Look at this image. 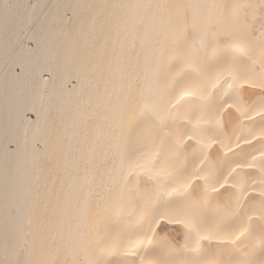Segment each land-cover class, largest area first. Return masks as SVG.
<instances>
[{
    "label": "bare ground",
    "instance_id": "bare-ground-1",
    "mask_svg": "<svg viewBox=\"0 0 264 264\" xmlns=\"http://www.w3.org/2000/svg\"><path fill=\"white\" fill-rule=\"evenodd\" d=\"M262 4L0 0V262L264 264Z\"/></svg>",
    "mask_w": 264,
    "mask_h": 264
},
{
    "label": "snow or ice",
    "instance_id": "snow-or-ice-1",
    "mask_svg": "<svg viewBox=\"0 0 264 264\" xmlns=\"http://www.w3.org/2000/svg\"><path fill=\"white\" fill-rule=\"evenodd\" d=\"M244 8L254 7L252 5H244L242 6ZM261 24L264 26V4L261 6ZM187 23V20L185 21ZM192 27L195 28L196 26V19L195 17L191 20ZM262 48H264V38H262ZM262 56H264V52H262ZM245 58L247 61L254 63L255 61L250 55H245ZM261 66L264 67V59L261 61ZM224 78V79H230L232 84L230 86H242L243 84L249 83L247 80V65L243 62H231V63H225L220 71V75L218 79ZM252 87H257L255 83H252ZM259 87L261 89L262 94H264V79H262L261 83L259 84ZM245 143H248L247 140H245ZM262 157H264V152H262ZM251 167V165H249ZM260 182L261 185L264 186V168L260 169ZM205 180H207V177H204ZM225 183L227 181L225 180ZM221 187H223V184H221ZM215 190V188H213ZM247 191V189H243L240 193L241 196H243L244 192ZM261 196L264 197V191L261 192ZM177 222H180L184 224L185 228L189 230V232H197L198 233V226L194 219L188 218L184 220H180L177 218ZM151 231V226H150ZM206 238V237H205ZM238 239V238H237ZM146 242L148 244H151L152 241L146 238ZM0 264H3V262H0ZM13 264H24L22 261H15Z\"/></svg>",
    "mask_w": 264,
    "mask_h": 264
}]
</instances>
